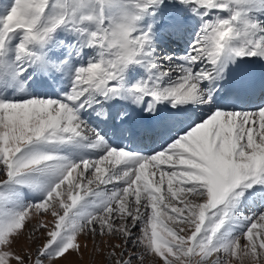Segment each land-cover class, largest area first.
<instances>
[{
  "label": "snow or ice",
  "instance_id": "6c2138e0",
  "mask_svg": "<svg viewBox=\"0 0 264 264\" xmlns=\"http://www.w3.org/2000/svg\"><path fill=\"white\" fill-rule=\"evenodd\" d=\"M89 241L91 264H264V0L0 2V264Z\"/></svg>",
  "mask_w": 264,
  "mask_h": 264
},
{
  "label": "rangeland",
  "instance_id": "374dc122",
  "mask_svg": "<svg viewBox=\"0 0 264 264\" xmlns=\"http://www.w3.org/2000/svg\"><path fill=\"white\" fill-rule=\"evenodd\" d=\"M0 2H2V0H0ZM167 46H164L165 51L167 52H175L177 55L181 54V51H183V49H181L180 51H177L175 48L176 45H173L171 43H169L168 41L166 42ZM42 86L38 87V89H41ZM37 89V91H38ZM101 127H104L101 125ZM146 146H149L146 144ZM109 187H111L109 185ZM48 219H51L50 217H48ZM81 243H84L83 237H81ZM92 243L91 241L88 242V248L84 251L83 257H78L75 254H73L72 256L69 257V260L72 261V264H91V260H92ZM100 259L102 260L103 257H100Z\"/></svg>",
  "mask_w": 264,
  "mask_h": 264
},
{
  "label": "bare ground",
  "instance_id": "6f19581e",
  "mask_svg": "<svg viewBox=\"0 0 264 264\" xmlns=\"http://www.w3.org/2000/svg\"><path fill=\"white\" fill-rule=\"evenodd\" d=\"M187 40H188V37L187 36H185V37H183V38H172V39H167V38H165V40H164V45L163 46H167L166 45V42L168 41L169 43H171V44H173V45H176V47L177 48H175L177 51H180L181 49H184L185 48V46H186V43H187ZM181 54H182V51H181ZM252 67H256L257 69H259L261 66L260 65H251ZM45 90H47L46 88H44L43 86H42V88L41 89H38V91H45ZM241 101V102H240ZM238 103L240 104V105H244V104H246L247 102L245 101V100H243V99H241V100H239L238 101ZM140 116H143V115H146V114H139ZM102 126H104L105 128H106V125H103V124H101ZM122 144H127L128 143V141L127 140H121L120 141ZM146 144L147 145H149L148 147H151V144L150 143H147L146 142Z\"/></svg>",
  "mask_w": 264,
  "mask_h": 264
}]
</instances>
